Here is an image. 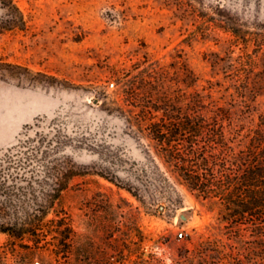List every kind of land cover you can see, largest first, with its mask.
Wrapping results in <instances>:
<instances>
[{"label": "rangeland", "instance_id": "1", "mask_svg": "<svg viewBox=\"0 0 264 264\" xmlns=\"http://www.w3.org/2000/svg\"><path fill=\"white\" fill-rule=\"evenodd\" d=\"M16 1L27 27L0 23V151L19 141L35 148L44 130L82 140L68 143L65 154L88 173L62 200L78 233V263L176 264L202 242L222 239L218 207L180 184L154 141L118 111L120 86L129 85L114 72L138 86L151 75L170 101L182 95L185 103L191 69L196 89L208 94L213 86L211 100L230 109L240 137L264 127V0H188L194 13L177 0ZM144 165L158 166L170 184L148 177L141 184L167 197L140 201L97 174L112 168L122 180L136 179ZM38 168L39 176L54 173ZM243 236L253 242L248 228ZM7 239L0 234L1 244ZM251 246L221 243L225 257L214 264H264Z\"/></svg>", "mask_w": 264, "mask_h": 264}, {"label": "trees", "instance_id": "2", "mask_svg": "<svg viewBox=\"0 0 264 264\" xmlns=\"http://www.w3.org/2000/svg\"><path fill=\"white\" fill-rule=\"evenodd\" d=\"M177 1L193 13L196 11L192 2ZM0 7L5 11L0 19L2 29L27 27L16 0H0ZM231 29L226 30L237 36L238 32ZM120 74L114 72L116 77L126 78L129 85L120 86L123 101L117 106L126 122L147 133L156 153L197 200L208 202L212 210L218 207L222 239L202 242L194 257L184 254L176 264L193 259H197L196 264L222 261L225 254L219 250L221 243H250L253 255L264 259V254H256L264 249V127L240 137L235 122L227 119L230 109L211 100L213 86L207 88L208 94L196 89L197 77L191 69L187 86L191 91L185 103L179 101L182 95L170 101L164 92L166 86H154L151 75L148 82L145 79L144 85L138 86L137 79ZM58 132L51 137V132L44 130L41 144L35 148L27 141H19L0 151V234L8 237L0 243V264H81L75 253L78 233L62 200L73 180L88 172H81L65 154L68 143L81 144L82 140ZM38 167L54 173L39 176ZM97 174L140 201H156L169 193L158 187L150 192L149 185L140 182L148 177L167 187L169 177L158 166H141L136 179L122 180L112 168ZM247 228L254 234L253 242L243 236Z\"/></svg>", "mask_w": 264, "mask_h": 264}, {"label": "water", "instance_id": "3", "mask_svg": "<svg viewBox=\"0 0 264 264\" xmlns=\"http://www.w3.org/2000/svg\"><path fill=\"white\" fill-rule=\"evenodd\" d=\"M180 218H181L184 222H186V221L188 220V217H187L186 214H184V213H181V214H180Z\"/></svg>", "mask_w": 264, "mask_h": 264}, {"label": "built area", "instance_id": "4", "mask_svg": "<svg viewBox=\"0 0 264 264\" xmlns=\"http://www.w3.org/2000/svg\"><path fill=\"white\" fill-rule=\"evenodd\" d=\"M179 236L182 237V236H183V232H181V233L179 234Z\"/></svg>", "mask_w": 264, "mask_h": 264}]
</instances>
